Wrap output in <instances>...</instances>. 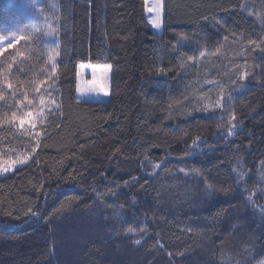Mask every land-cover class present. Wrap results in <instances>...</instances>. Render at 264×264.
<instances>
[{"label": "trees", "instance_id": "1", "mask_svg": "<svg viewBox=\"0 0 264 264\" xmlns=\"http://www.w3.org/2000/svg\"><path fill=\"white\" fill-rule=\"evenodd\" d=\"M163 5L157 33L145 0H0L26 37L0 55V158H27L0 176V264H264V0ZM80 64L111 65L107 101L77 98Z\"/></svg>", "mask_w": 264, "mask_h": 264}, {"label": "snow or ice", "instance_id": "2", "mask_svg": "<svg viewBox=\"0 0 264 264\" xmlns=\"http://www.w3.org/2000/svg\"><path fill=\"white\" fill-rule=\"evenodd\" d=\"M148 0H145V4L147 5ZM33 7H35V5L33 4ZM163 0H155V3L153 4V6L151 7H147L146 11L148 13H153L154 15L148 20V23L151 25L152 28L154 29H160L162 26V13H163ZM42 12V10H39ZM48 31L45 32V36L46 37H51L52 39H56V29L52 28L51 25L48 26ZM36 31H39V29H36ZM31 35V34H29ZM26 37L24 35H15L12 34L9 37H5L3 35H0V55H2L5 51H7V49L10 48H15L17 44L20 43V41L25 40ZM225 39H227V37H225ZM7 40V43H5V41ZM20 55H22V53H18ZM59 55L58 52H56L55 54L49 55L48 57V62L51 64V71L52 73L56 72V66L58 63L57 60V56ZM201 56L204 55L203 52L200 53ZM86 67H91L92 68V81L91 83L93 84V88L91 89V91L93 92H99L101 94H103L104 96H109L110 95V91L104 86L103 84V78L98 82L97 81V77H96V67L95 66H91V65H84V64H80L79 68H86ZM8 68L11 69L12 65L9 64ZM111 68V65H106L104 68V71L107 72L108 69ZM245 76L247 75L246 73L244 74ZM77 76H79V71H77ZM244 78V77H241ZM7 88L12 90V94L13 96L16 95V90L15 88H13V86L11 84H7L6 85ZM39 86H37V91H39ZM49 91H51V89H49ZM4 94L2 91H0V100H3ZM25 99H27V95L25 94ZM233 99L231 93L228 94L227 96V100L231 101ZM29 105L33 104V100H28L27 101ZM17 105H23L24 101L23 100H17L16 101ZM45 103L44 98L41 97L40 99V104L43 106ZM53 103H55L53 101ZM225 104V97L223 95V93H221V96L216 100L215 102V108L216 109H222L224 107ZM209 107L208 105H206V108ZM49 111H51V109H49ZM43 112V109H42ZM38 117H36L35 113L32 112L31 110H29L28 112H26L24 115L19 117V124L21 126V128H23L26 124L30 125L33 129H35L36 124L35 121ZM16 119V113L13 114V120L15 121ZM236 121V117L235 114L232 115L231 120H230V127L227 129V135L228 136H233L235 134V129L237 127V124L235 123ZM39 135V133H37V136ZM37 143H39V141H37ZM195 144V141H194ZM33 151H35V149H33ZM20 165H24L26 163V161H19L18 162ZM15 166H11L10 167H5L2 169V171L7 172L9 170H12ZM156 167H159V165H156ZM181 171H183V169H181ZM243 175V174H241ZM31 212V210H30ZM32 216H36L37 213L36 212H31ZM128 232H133V229L129 228ZM136 243H140V241H136Z\"/></svg>", "mask_w": 264, "mask_h": 264}, {"label": "rangeland", "instance_id": "3", "mask_svg": "<svg viewBox=\"0 0 264 264\" xmlns=\"http://www.w3.org/2000/svg\"><path fill=\"white\" fill-rule=\"evenodd\" d=\"M155 3V0H148L147 5L145 4V12H146V21L148 23V20L154 15L153 13H148L146 11L147 7L153 6ZM163 15V13H162ZM149 24V23H148ZM151 27V25L149 24ZM152 28V27H151ZM154 29V28H152ZM157 33H160L162 31V26L160 29H154ZM7 40L5 41V43ZM90 64H86L88 66ZM96 67V77L97 81L99 82L103 78V84L104 86L109 90L110 86V70L108 69L107 72L104 71V68L106 65H91ZM79 69V76H77V90H76V96L80 100H91V101H107L109 96H104L103 94L99 92H93L91 89L93 88L92 81V68L86 67V68H78ZM234 89H225L223 92L224 97L227 99V96L229 93L231 95L233 94ZM221 95V94H220ZM220 97V96H219ZM27 161V158L22 155L21 153H18L13 158L9 159H1L0 158V176L7 175L21 167L18 162L19 161ZM15 166L12 170H9L7 172L2 171L5 167ZM248 204L250 205V211L252 214L258 216L262 221H264V186L259 189L258 193L255 194L253 198L249 199ZM71 219L75 220L76 222H85L87 224H92L93 227L97 229V231L100 228V223L98 217H93V214L90 212L85 213H78L74 215ZM78 220V221H77ZM68 221V220H66ZM77 223V224H78ZM98 224V226H97ZM98 227V228H97ZM101 231V230H99Z\"/></svg>", "mask_w": 264, "mask_h": 264}]
</instances>
